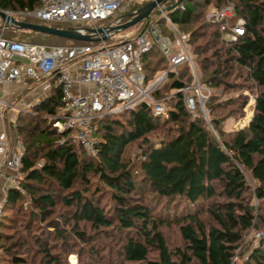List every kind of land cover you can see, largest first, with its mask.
Segmentation results:
<instances>
[{"label": "trees", "instance_id": "1", "mask_svg": "<svg viewBox=\"0 0 264 264\" xmlns=\"http://www.w3.org/2000/svg\"><path fill=\"white\" fill-rule=\"evenodd\" d=\"M228 1L233 18L245 19V33L234 42H225L218 25L205 20L208 6ZM38 4L0 0V10ZM181 5L168 13L177 29L189 34L199 83L237 94L208 97L206 118L199 108L188 110L181 89L192 76L182 64L153 91L159 98L173 90L165 115L140 103L96 118L90 154L72 130L59 131L47 119L61 110L60 89L52 86L30 107L32 114H19L13 124L23 149L17 187L7 188L2 208L0 264H69L66 256L72 252L84 264H234L245 235L264 228V0H183ZM117 18L123 23L130 16L112 17L104 25ZM4 30L7 38L32 43H87L15 26ZM141 61L146 84L152 67L166 66L155 49ZM243 90L254 98L253 113L247 125L228 130L225 121L241 117L249 100ZM154 132L162 134L156 143L149 138ZM131 144L138 146L134 159L126 154ZM171 227L179 243L168 241L165 230ZM240 264H264V238Z\"/></svg>", "mask_w": 264, "mask_h": 264}, {"label": "built area", "instance_id": "2", "mask_svg": "<svg viewBox=\"0 0 264 264\" xmlns=\"http://www.w3.org/2000/svg\"><path fill=\"white\" fill-rule=\"evenodd\" d=\"M148 1L144 0L145 3ZM138 2L141 3V0H39V4L31 9L25 7L5 12L14 18L33 17L70 23L72 29L85 34L88 33L87 29L120 24L118 18L109 25H98L97 21L118 15H133L138 9L135 8ZM181 3L177 6L182 7ZM156 8L172 30V36L164 35L157 23H149L137 32L129 29L117 32L119 40L112 44H108L105 39L73 45H46L3 36L5 26H10L3 21L0 26V90L9 83L21 84L26 80L43 78L40 94L21 102L20 106L28 107L45 97L52 86L58 87L61 92V110L55 116L58 129L72 130L86 152L94 154L96 118L122 109H133L140 103H145L154 115H165L163 100L153 95V83L145 82L141 61L144 53L155 49L166 61L167 72L175 71L182 64L188 65L192 81L181 91L190 90L184 96L185 105L188 110L196 112L194 98L203 96L198 87L189 34L177 29L170 19L169 11L162 8V3L157 4ZM233 17L234 5L231 1L220 7L209 6L205 12V20L218 25L225 42H234L245 33V19ZM117 33L110 32L108 37ZM82 86L87 89L82 91ZM2 106L11 105L0 96L1 122ZM249 120L250 117L244 120L246 125ZM13 121L8 120L9 124ZM13 146L11 150L6 128L3 127L0 132V157L5 158V166L13 173L8 187H17L20 176L23 148L18 138ZM8 187L4 188V197L0 200V217Z\"/></svg>", "mask_w": 264, "mask_h": 264}, {"label": "rangeland", "instance_id": "3", "mask_svg": "<svg viewBox=\"0 0 264 264\" xmlns=\"http://www.w3.org/2000/svg\"><path fill=\"white\" fill-rule=\"evenodd\" d=\"M144 2V0H141V3ZM140 3V2H138ZM173 3L172 0H166L164 2H162V8L166 9L168 6H170L171 4ZM126 5H129V3H126ZM210 6H214V5H210ZM209 7V6H208ZM208 7L206 8V10L208 9ZM28 20H31V21H37V22H42V23H54L52 21H44V20H40L38 18H33V17H26ZM110 19H105V20H99L97 21V24L98 25H103L105 23H108L109 21H111L112 17H109ZM159 19V21H157ZM3 20H1L0 18V25L2 24ZM149 23H157V25L160 27L162 33L164 35H167V36H172L173 35V32L171 29H169L166 25V22L165 20L162 18V13L158 12L157 8L155 7L149 14V16L147 18H144L142 19L141 21L137 22L136 24H134L133 26H131L130 28H128L129 30H132L134 32H137V31H140L146 24H149ZM66 25L68 26H71L70 23H67ZM0 31H1V28H0ZM2 35L3 36H8L7 34V31L3 29L2 31ZM16 37H21L22 39H25V37L21 34L18 33V35L16 34L15 35ZM10 37V36H8ZM119 40V35L118 33L117 34H114L112 35L111 37H108L106 38V42L108 44H112L116 41ZM44 44H48V45H64V43H44ZM155 60V59H154ZM156 63V61H153ZM152 62V65L151 66H155V63ZM153 69L151 71H148V77L150 78V80L148 81L149 82H152L153 83V88L154 90L160 88L162 86V84L166 81L167 79V74L168 73H176L177 71V68L175 69V71H168L167 72V64L165 67H161L158 68L156 70V67H152ZM167 72V73H166ZM197 75V79H198V73L196 74ZM238 80V78H237ZM24 84H30L29 83V80H26ZM7 85H15L16 88L19 86L18 84H15V83H9ZM198 87L200 88L201 92H202V98H196L197 100V108H199V111L202 113V115L206 118V115H207V109L205 108V102L206 100L208 99V97H210L212 94H215L217 96H220V98L218 99H225L226 96L228 95H235L237 94L236 91H233V92H227V93H222L221 89H212V88H208L206 86H204L203 84H200L199 81H198ZM32 87V86H31ZM30 88V86H29ZM27 91L28 90H22L20 92H18L16 94L15 97L13 98H4L3 99L9 103V105L11 106H8V107H4L2 106L1 108V113L3 115V123H4V126L6 128V132L8 134V139H9V144L11 147H14V142L16 140V138H18L19 140H21V137L20 135H18L15 131H14V128H13V124H14V121L16 120L17 116L19 114L21 115H24V114H28L27 112H31V109L30 107L34 104H37L38 102H35L34 104L28 106V107H22L20 106L21 105V102L22 101H27V100H30V98H25L26 94H27ZM184 94L190 92V90H184L182 91ZM243 94H248L249 96V100L247 102V104L245 105V107L243 108V115L237 119H233V118H229L225 121V128L226 129H230V130H237L239 128H242L246 125L245 123V119L248 118V117H251L252 113H253V105H254V98L253 96H251L248 91L246 90H243L241 91ZM173 93V90L172 91H166V93H162V95H165V97H167L169 94H172ZM15 95V94H14ZM158 99H162L163 100V106L166 110V100L167 98H158ZM217 99V98H215ZM40 102V101H39ZM32 114V112H31ZM43 115V114H42ZM56 115H51V116H48L47 115V119H52L53 120V126L57 129H58V125L55 123V121L57 120V118L55 117ZM9 119H12L14 120L12 123L9 124L8 120ZM243 125L242 127H240V125ZM61 131V130H59ZM160 136H162V134L160 132H154V133H151L149 135V138H150V141L152 143H156ZM95 138V136H94ZM21 142V141H20ZM126 154L129 158L131 159H134L137 155H138V146L137 144H131L128 149L126 150ZM163 203H161V205L158 206V208H161L163 205ZM156 206V204H155ZM7 213H11V211H7ZM3 216V212H2V215L0 217V219L2 218ZM165 234L168 238V241L171 243V244H176V243H179V238H178V235H177V230L173 229V227L169 228L168 230H165ZM264 238V228L262 230H250L244 237L243 241H242V245H241V253L240 254H237L236 255V258L234 260V264H240L242 259L244 257H246L247 253H248V250L252 247V246H255L260 239ZM108 242H111L112 241H108ZM114 243V242H113ZM242 252H244V255L242 256ZM242 256V257H241ZM66 260L69 264H81L82 263V260L79 259V255L76 253V252H72V253H69L67 256H66ZM84 264V262L82 263Z\"/></svg>", "mask_w": 264, "mask_h": 264}, {"label": "water", "instance_id": "4", "mask_svg": "<svg viewBox=\"0 0 264 264\" xmlns=\"http://www.w3.org/2000/svg\"><path fill=\"white\" fill-rule=\"evenodd\" d=\"M166 0H150L140 6L136 13L131 15L128 14L131 18L127 21L117 24L115 26H100L98 28L87 29L88 33H80L75 29H61L52 26H46L38 23L19 21L13 16L7 14L5 11L0 10V18L4 22L8 23L10 26H15L18 29H27L34 32L54 35L56 37L65 38L75 41H99L105 40L110 32H119L126 30L141 21L144 18H147L150 12L157 6ZM174 3L166 8L167 11H171L175 6H177L183 0H172ZM96 35V36H95Z\"/></svg>", "mask_w": 264, "mask_h": 264}, {"label": "crops", "instance_id": "5", "mask_svg": "<svg viewBox=\"0 0 264 264\" xmlns=\"http://www.w3.org/2000/svg\"><path fill=\"white\" fill-rule=\"evenodd\" d=\"M29 83L30 84L28 85L24 83L18 84L19 86L17 88L15 85L6 84L1 88L0 95H2L4 98H13L18 92L22 90H28L25 98H36V96L41 92V85L34 83L33 81ZM86 89V86H82L81 88L82 91H85ZM3 127L5 126L0 120V132L2 131ZM10 149L13 150V147L10 146ZM12 174V171L5 166V158L0 157V200L4 197V188L10 185V178L12 177Z\"/></svg>", "mask_w": 264, "mask_h": 264}]
</instances>
